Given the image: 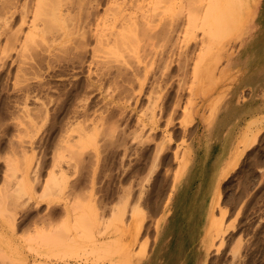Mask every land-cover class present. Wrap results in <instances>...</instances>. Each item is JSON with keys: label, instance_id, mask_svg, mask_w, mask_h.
Listing matches in <instances>:
<instances>
[{"label": "rangeland", "instance_id": "1", "mask_svg": "<svg viewBox=\"0 0 264 264\" xmlns=\"http://www.w3.org/2000/svg\"><path fill=\"white\" fill-rule=\"evenodd\" d=\"M180 1L0 0V264H264V0L170 39Z\"/></svg>", "mask_w": 264, "mask_h": 264}, {"label": "bare ground", "instance_id": "2", "mask_svg": "<svg viewBox=\"0 0 264 264\" xmlns=\"http://www.w3.org/2000/svg\"><path fill=\"white\" fill-rule=\"evenodd\" d=\"M181 1L184 2V0H181ZM181 1H180V3H181ZM186 1L189 3L193 2V4H194L196 0H186ZM213 1H214V3H212L210 0L211 5H216V6L211 7L209 4H207L206 5L207 7L205 8L204 7L205 5L204 6L200 5V7H197L199 4L196 5V7H194V9L197 10L196 11L197 15L195 18H193V16H192L193 12L191 9H189L188 14H178L175 18H173L171 20V27H170L169 35H168V36H170V39H172L171 35L176 37V35H178L182 31V29H184V31L186 33L190 32L189 36L192 35V38H195V39L197 36H199L196 33L197 30L201 31L200 35H202V38L206 34H209V35L219 34L222 37H225L226 35L232 34L233 32H236L237 30H239L242 23L245 21V19L249 15H250L249 19H250V17H253V14L255 12L257 4L260 0H213ZM44 2L45 1H43V3L38 4V11L34 14L33 19L31 20V25L33 28H37L38 26H40V22L37 20V17L39 19H42V18H40V13H43ZM205 2L203 1V3H205ZM184 3H186V2H184ZM207 3H209V2H207ZM201 6L204 7L203 10H202ZM190 11L192 12V14ZM211 11L216 16L215 17L214 15H212L213 16L212 19L214 18V21L205 22L206 19L204 20V18L207 17L208 16L207 13H209ZM202 17H203V20H200V19H202ZM132 21H134L135 23H138V19H136V21L135 20H132ZM56 24H58V22ZM142 32L146 33L147 29L145 28V30H142ZM111 37H112V33L109 34L108 39L111 40ZM207 37H206V39H207ZM202 38L200 36V39H202ZM203 41L204 40H202V42ZM207 43L208 42H205L203 44V46L200 48V50L202 51L201 52L202 55H206L207 53L209 55L211 54L210 51L212 50L213 46L210 44H209L210 45L209 46V45H207ZM213 48H215V47H213ZM222 49H223V47H222ZM209 66L211 67V64H209ZM207 71H209L208 72L209 74H212V72H213V70L210 69L209 67L207 68ZM206 75H207V73H206ZM258 118H260V117L254 116V118L247 120V122L245 123V125L243 126V128L241 129L239 134L237 135L236 142L234 143V145L230 149V153H228L229 155L224 160V163L219 170V176H221V175L226 176L228 174V172H230L232 169H234L236 167L240 157L242 156L243 152L245 151V149H248L252 144H254V142L256 141L257 135L260 132L259 126L261 125V122L258 121ZM188 163H189V153H188V151H184L178 160V169H177V175H176L177 178L180 177V175L185 171ZM171 196H172V194L170 193L169 194V200L171 199ZM209 222H210L211 227H212L213 221L209 220ZM215 222H217V228H218L221 221L215 220ZM213 228H214V226L212 227V229ZM219 230H220V227H219L218 231ZM147 246H148V242H144L141 244L140 249L136 255L138 258V261L142 260L143 257H145V254L147 252ZM61 262H62V264H70L69 260H63V261L61 260ZM52 264H55V263H52ZM85 264H88V263H85Z\"/></svg>", "mask_w": 264, "mask_h": 264}, {"label": "crops", "instance_id": "3", "mask_svg": "<svg viewBox=\"0 0 264 264\" xmlns=\"http://www.w3.org/2000/svg\"><path fill=\"white\" fill-rule=\"evenodd\" d=\"M263 74V73H262Z\"/></svg>", "mask_w": 264, "mask_h": 264}]
</instances>
